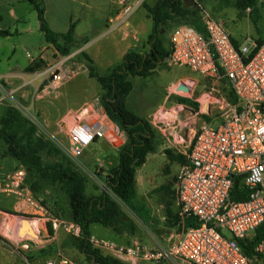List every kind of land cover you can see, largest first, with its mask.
<instances>
[{"label":"built area","instance_id":"obj_1","mask_svg":"<svg viewBox=\"0 0 264 264\" xmlns=\"http://www.w3.org/2000/svg\"><path fill=\"white\" fill-rule=\"evenodd\" d=\"M120 4L115 28L127 26L136 10L134 0H121ZM199 7L204 32L189 25L176 27L170 34L172 51L167 62L203 77L227 81L236 100L210 95L204 102L198 101L199 110L185 108L183 120H179V113L172 117L165 112L153 118L152 125L168 147L188 149L176 184L181 230L169 247L160 243L154 248L141 243L131 247L98 244L108 256L125 264H264V241L254 247L252 256L246 255L239 243L252 239L264 224V42L249 39L236 45L223 22ZM47 74L51 89L74 77V72L58 65ZM193 89L189 82L180 83L173 92L193 94ZM7 101L21 112L28 111L0 80V104ZM65 124L66 150L75 162L87 147L110 132L106 117L89 119L87 110L71 114ZM26 178L23 168L5 171L0 166V194L24 199L28 206L43 211L42 204L29 194ZM237 179L249 191L244 201L231 197ZM42 218L53 231L62 229L72 237L81 236V228L74 222L49 213ZM27 220L39 235L38 220ZM187 220L197 226L186 228ZM16 240L20 249L29 250L27 239Z\"/></svg>","mask_w":264,"mask_h":264},{"label":"rangeland","instance_id":"obj_2","mask_svg":"<svg viewBox=\"0 0 264 264\" xmlns=\"http://www.w3.org/2000/svg\"><path fill=\"white\" fill-rule=\"evenodd\" d=\"M5 2L6 0H3V2L0 3V22L4 24V27L9 28L10 26L13 27V24L10 25L12 22L10 8ZM202 6H204L206 10L215 18L220 19L223 22L236 45H241L249 39H252L256 42H259L260 40L264 41V0H258L257 11L255 14L249 9L244 12V16H240V10L235 6V0H206L205 2H202ZM27 7V10H25L23 5H17V13L20 16H26L28 19H30V21H32L34 10L30 4H28ZM28 11L31 12V16ZM170 34L171 32L167 35L168 39L170 38ZM36 43H38L37 36H35L33 40L27 35L13 36L8 45L0 48V74L7 73L9 68L26 67L29 63V59L27 58L28 53L34 57L39 55V49ZM12 45H14L13 48ZM22 45H28L27 49H23ZM80 46L82 45L75 43L71 44L73 51L69 56H62L59 53L52 55V63L62 62V64L64 63L66 66V70L74 72V77L65 83L63 96L57 100H52L57 111L65 110L69 106H73V95L80 94L84 97H90L91 93L93 92L92 86H85L82 76L78 78L76 77V72L78 71H76V69H71L72 64L75 65L76 63L81 62H86L87 66V61L84 58L83 53L78 52ZM72 55L74 56L72 57ZM47 69L48 67L43 69V73L41 72L39 75L44 74ZM101 73L107 74L104 70H101ZM180 79L182 80L181 84L189 82L194 85L193 94L191 91L185 92L183 94L184 96L172 93L167 104L165 105L166 110L168 109V111H163L168 116H175L174 111H169L176 107L179 103L182 105L192 106L195 110L200 108L198 105L195 106L190 103H184L181 101V99L184 100L187 98L186 100L189 99L193 103L197 104L195 99H202L201 101L204 102V100H206L210 95L226 100H229L231 97L229 90L230 88L227 87L225 81H218L203 77L191 72L186 68L170 66L167 62V64L162 65L161 67L159 66L157 72L149 77H135L131 79L134 89L129 97L128 107L142 117L148 116L157 108L159 104L164 103L165 97L169 91V87L177 83ZM47 80L48 75L45 77L46 83ZM93 83L96 85V87H100L95 79H93ZM172 91H175V87L172 89ZM76 100L79 103L80 100ZM21 103L26 108L28 107V111L21 112L20 109H17L21 113V117L27 122V125L26 128H17L16 131L19 130V133L22 131L20 135H23L24 129L28 130L29 132H31L30 130H33L31 134L34 141L42 140L45 143H49L55 147L56 152H50L48 150L43 151L45 164L55 163L58 161L70 162L72 166L81 172L87 179L88 196L107 191L104 173L108 171L110 164L105 160V158L112 154L110 145H113V143L108 141L110 143L109 144L105 139H100L92 143L84 151L79 162H75L67 153L66 149L69 146V141L62 128L59 125H47L43 121L41 114L37 109L30 108L25 102ZM96 103L98 108L102 107L101 96L99 97V101ZM102 109L104 112H102V115L98 116V118L106 117L108 123H110L111 127H113L115 123L113 124V121L107 116L103 107ZM177 112L179 113V116H182L180 119L183 120L185 117V112ZM2 117L3 114L2 111H0V131L4 129ZM148 119H150V117H148ZM113 140L116 142L114 143L115 145L118 143L119 139L117 136H114ZM159 149L161 150L157 155L159 158L157 161L158 163L155 164L154 161L149 162L146 166L145 172L142 171L140 173V183L142 184L139 188L137 196L140 204L146 208V213H148L147 209H149V212L152 215L151 216L148 213V220L152 221V229L146 228L141 217H139L136 213L129 210L122 203H120V205L125 214L135 223V226L137 227L136 232L139 234V241L147 244L151 242L150 238H153L157 239V241H159V243L163 246L169 247L175 241V237L171 238V232H177L178 234L180 232V229L175 227V216L179 212L175 179L177 178L178 169L181 163L172 162L166 155L163 156L165 151L168 149L164 146L163 141ZM6 151L7 144L3 138H0V166L5 171H8L15 168L18 163L12 158L2 157ZM116 156V153H114V157L110 158H114L113 161L116 162ZM29 177L32 184L37 183L35 176L29 175ZM149 177L151 178L152 185H149L148 183ZM38 187L42 191L34 194L35 197L37 199L42 198L41 202L46 207H49L48 210L54 216L64 220L69 219V202L63 187L58 184H51L50 182L43 184L39 183ZM164 187L168 188L164 189ZM47 195H52L53 199L50 200L51 198L47 197ZM111 195L115 199V196L113 194ZM13 204V198L0 196L1 210L13 211ZM21 219L23 218L8 215L0 216V244L5 249H7L9 253H12L14 257L20 253V249L15 248L12 242L17 237H19L17 234L19 221ZM167 225L168 228L164 227ZM176 234L173 236H176ZM150 245L153 246V243ZM102 252L107 255L106 251L102 250ZM55 253H57V251ZM67 255H69V253ZM67 255L65 256L68 257ZM70 260L78 264H89L84 260V257L79 253L78 250L76 251V254L70 258ZM0 264H8L5 258V251L2 247H0ZM12 264L23 263L20 260L14 258Z\"/></svg>","mask_w":264,"mask_h":264},{"label":"crops","instance_id":"obj_3","mask_svg":"<svg viewBox=\"0 0 264 264\" xmlns=\"http://www.w3.org/2000/svg\"><path fill=\"white\" fill-rule=\"evenodd\" d=\"M38 1L41 2L44 6L45 9L44 17L52 31L56 33L66 34L70 30L71 26L74 25L75 27L74 43L78 45H82L78 49V52L84 53L87 57H89L93 61L96 70L101 75H104L101 73V70H104L106 71V73H109L112 69L119 66L123 62L125 55L129 52L133 51L140 54H146L149 52L150 49L149 38L153 32V20L150 17L144 5L154 6L159 0H134L136 4V10L130 17L128 25L122 28L114 27L115 19L121 9V4H120L121 0H38ZM1 2H3V0H0V3ZM5 3L10 8V14L12 18V22L10 25L13 24L12 25L13 27L10 26L9 28H6L4 27V24L0 22L1 23L0 30H4L10 33L9 36L0 38V48L8 45L9 41L15 35H27L32 40L35 36H37L38 43H36V45H38V49H39L38 56L34 57L28 53L27 58L29 59V63L26 67L9 68V71L7 73L0 74V80L8 89V91L12 93L13 98L18 101L27 103L28 106L32 109H37L40 112L43 121L47 125L50 124L59 125L66 135H67V125L65 124V119L69 117L71 114L79 113L81 110H87L89 119L92 118L94 119V118H98V116H101L102 112H104L102 111L103 106L99 107L100 108L99 109L97 107L96 102L99 101V97L102 94V87L100 86L98 88V86L96 87V85L93 83V79L95 78L90 77L88 67L86 66V62L76 63L75 65L72 64L71 69H76V71H78L76 72L77 74L76 77L78 78L82 76V78L84 79L83 81L85 82V86H90V87L92 86L93 92L91 93V96L84 97L80 94H75L72 97L74 99L73 106H69L65 110H59V111L56 110L52 100H57L61 96H63L65 84L55 89H51L49 86V80L51 77L49 76V74H47V71L51 67L56 65L61 66L64 69L67 68L64 65V63L62 64V62L52 63V55L57 54L58 51L46 41L44 33L41 31L38 14L33 4L29 0H6ZM28 4H30L34 10L32 21H30V19H28L26 16H20L17 13V8H16L17 5H21V6L23 5L24 9L27 10ZM29 13L31 16V12ZM197 24L204 29L202 16H200V20ZM13 47L14 45H12V48ZM27 47L28 45L27 46L22 45L23 49H27ZM73 56L74 55H72V57ZM34 64H37L36 70L33 72H29L28 67H32L34 66ZM47 67H48L47 71L44 74L39 75V73H41L42 70ZM157 69L154 71V73L157 72ZM46 75H48L47 83L45 81ZM132 78H130V80ZM181 81L182 80L180 79L177 83L169 87V91L165 97L164 103L159 104L157 108L148 116L142 117L128 107L129 97L131 94L127 98L128 109L136 113L138 116L149 120L151 123L154 117L158 116L160 113H163V111L166 110L165 105L167 104L171 94L174 93L172 89L174 87H177L181 83ZM225 83L227 84V87H229L228 82L225 81ZM133 89H134V85H133ZM189 97L192 98L191 96ZM76 99L80 100L79 103ZM201 100L195 99V102H197V105L199 107L201 105L198 101ZM229 100L232 101V98L230 97ZM5 105L15 108L8 101L3 104H0V107ZM185 108H187V110L194 109L192 106L182 105L181 103H179L169 112L174 111L176 116V114H178L177 111H181V112L185 111ZM166 111H168V109ZM148 117H150V119H148ZM178 117L180 120L182 116H179L178 114ZM109 127H110V132L108 136L104 138L107 142L111 141V143H113V145H110L112 149V154L105 158V160L110 164L108 170L115 168L119 164V157L122 149L129 146L130 144V137L122 127H120L117 124H114L113 127H111L110 123H109ZM154 129L161 135L160 144L157 146L156 152L149 154L146 163L136 172L137 196H138L139 188L141 187L142 184L140 183V173L142 171L145 172L146 166L148 165L149 162L154 161L155 164L158 163L157 161L159 160V158L157 157V155L161 150L159 148L162 145V141L164 143V146L168 148L167 151H171L175 155L174 158L169 157L165 151V154H163V156L166 155L169 158V160L172 162L181 163L178 169V173L181 166L186 162L185 153H187L188 149L183 148L180 150H176L174 148L168 147L163 135L155 127ZM114 136L115 137L117 136L119 139L118 143L115 145L114 143L116 142H114L113 140ZM188 137H190V139L187 141V144L189 146L191 136L189 135ZM114 153H116L117 155L116 162L113 161L114 158H110V157H114ZM17 168H23V167L19 166L18 163L17 166L13 169H17ZM175 180L177 184V178ZM148 183L149 185H152V181L150 177ZM29 191H30L29 194H31L37 201H39L42 204L43 211H37L36 209L28 206L24 199H19L15 196L0 194V196L13 198L14 200V204L12 206L13 211L12 210L3 211L0 209V216L8 215L19 218H26V219L31 218L38 220L37 223L39 225L38 227L39 235L38 234L37 235L42 240V243L40 244L26 240L30 248L29 250H22L19 248L20 243L15 239L12 242L13 246L17 249H20L19 250L20 253H18L16 257H14L12 253H9V251L0 244V247H2L3 250L5 251V258L8 264H12L14 258L20 260L23 264H49V263L66 264V262L67 264H78L70 260V258L73 257L77 251L75 238L74 237L72 238L71 235L67 234L62 229L58 231H53L51 225L47 222L46 219H43L42 216H45L48 213L51 214L52 216L54 215L48 210L49 207H46L41 202L42 198L37 199L35 195L32 193L30 188ZM98 194L99 193H96L95 195ZM47 197L51 198L50 200L53 199L52 195H47ZM147 210L148 213L151 215L149 209ZM65 221L72 222L70 214H69V219ZM151 222L152 221H149L147 225L144 223L143 224L146 228L152 229ZM164 227L168 228V225ZM178 228L181 230L180 223ZM90 230H91V242L96 247H98V244L101 242H113L124 247H131L135 243H141L149 248H154L155 244L159 243L157 239H153V238H150L151 242L147 244L139 241L138 238L139 234H137L136 232L137 227L135 230L127 229L124 230V232L122 233H117L112 228L104 227L99 224H94L91 226ZM176 233L173 231L171 232L172 235L171 238L175 237V241L179 237L180 232L179 234ZM175 234L176 236H173ZM152 243L153 246L150 245ZM56 251L57 253H55ZM68 253L69 255H67ZM65 255H67L68 257H66Z\"/></svg>","mask_w":264,"mask_h":264},{"label":"trees","instance_id":"obj_4","mask_svg":"<svg viewBox=\"0 0 264 264\" xmlns=\"http://www.w3.org/2000/svg\"><path fill=\"white\" fill-rule=\"evenodd\" d=\"M37 14L41 31L46 41L51 44L60 55L69 56L72 53L71 44L74 43V25L66 34L52 31L44 17L45 9L38 0H29ZM206 0H159L154 6L144 5L153 20V32L149 38V52L140 54L129 52L123 62L109 73L101 75L96 70L93 61L84 53L90 77L95 78L102 87L101 103L107 116L122 127L130 137L129 146L122 149L119 164L104 173L107 191L98 195H87V179L75 169L70 162L58 161L45 164L43 151L53 152L55 147L42 140L34 141L31 132L24 129L20 135L17 128H26L27 122L21 113L11 106H1L2 124L0 138L7 144L4 157L15 159L19 166L26 170V185L33 194L41 192L39 183L58 184L63 187L69 202V214L72 222L81 228V236L75 238L76 248L89 264H125L111 256L105 255L101 249L91 242V226L99 224L112 228L117 233L124 230H135L136 226L122 209L120 203L141 217L144 224L149 223V214L146 208L137 199L136 172L147 160L149 154L155 153L160 144V134L154 129L150 121L138 116L127 107V98L133 91L132 77H149L162 65H165L171 55L172 46L168 34L176 27L189 25L200 32H204L197 23L200 20L199 5ZM235 6L240 10V16L251 10L257 11L258 0H235ZM10 33L0 30V38ZM264 42L260 40L259 43ZM37 64L28 67L29 72L35 71ZM232 101L236 98L230 90ZM184 103L197 104L186 99ZM169 157L174 158L171 151H166ZM183 159V157H182ZM29 175L37 179V183L30 182ZM38 184V185H37ZM168 188V187H164ZM113 194L115 199L112 197ZM249 191L236 180L231 197L234 201H244ZM173 215V214H171ZM180 223L179 213L175 216V227ZM197 226L193 220H187L186 228ZM264 241V224L257 230L252 239L239 241L243 252L252 256L254 247Z\"/></svg>","mask_w":264,"mask_h":264},{"label":"water","instance_id":"obj_5","mask_svg":"<svg viewBox=\"0 0 264 264\" xmlns=\"http://www.w3.org/2000/svg\"><path fill=\"white\" fill-rule=\"evenodd\" d=\"M18 236L38 244L42 243V240L32 230L26 218H23L19 221Z\"/></svg>","mask_w":264,"mask_h":264},{"label":"bare ground","instance_id":"obj_6","mask_svg":"<svg viewBox=\"0 0 264 264\" xmlns=\"http://www.w3.org/2000/svg\"><path fill=\"white\" fill-rule=\"evenodd\" d=\"M34 231V230H33ZM35 232V231H34ZM35 234H37L36 232H35Z\"/></svg>","mask_w":264,"mask_h":264}]
</instances>
